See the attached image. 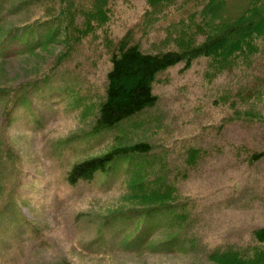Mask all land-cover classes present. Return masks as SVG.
<instances>
[{"label":"rangeland","instance_id":"obj_1","mask_svg":"<svg viewBox=\"0 0 264 264\" xmlns=\"http://www.w3.org/2000/svg\"><path fill=\"white\" fill-rule=\"evenodd\" d=\"M86 1L90 0H82L80 9L87 11L92 6ZM108 1L114 10L111 20L102 32L97 27L95 38L88 37L73 51L69 50L71 43L64 32L57 47L0 64V87H9L6 96L15 90L12 87L25 84L50 67L78 75L89 96L92 88L102 92L112 55L110 45H100L105 43L101 38L105 32L116 41L132 32L146 53L162 49L165 32L148 35L143 40L137 33L145 11L149 10L145 0ZM239 1L230 4L227 19L239 15L242 7ZM60 2L36 1L39 11L48 5L60 7ZM59 7L52 9V13ZM189 17L190 13L186 15ZM82 19L77 22L83 26ZM166 27L155 26V29ZM68 51H71L69 62L56 65L61 60L55 57ZM47 62L49 67L45 65ZM184 68L180 64L162 73L154 85V94L159 98L157 106L135 118L130 131L114 143L109 142V146L98 148L93 156H100L121 142L145 141L152 143L155 152L164 155L169 164L164 152L172 150L171 158L178 157L176 165L184 167L185 154L190 149L188 160L196 156V165L186 178L174 184L180 196L191 198L200 214L196 230L203 232L211 248L229 242L240 245L250 242L253 230L264 227V160L251 164L252 153L264 151V122H260L264 115V65L256 69L244 67L242 71L221 76L209 75L208 61L204 58L195 61L190 69ZM5 105L0 104V134ZM32 105L44 122L39 133L26 125L24 110L17 113L19 121L2 131L8 133L23 170L22 187L14 185L11 192L19 196L22 216L35 225L15 231L11 228L13 217L3 223L4 229L12 230L13 235L0 233V264H211L203 257L193 260L175 254L151 256L119 249L113 253L89 249L98 235L96 229L87 226L88 218L82 217L107 215L132 197L121 193L120 186L108 193L91 191L88 187L74 190L60 182L50 157L62 151L72 161L75 156L84 157L80 152L75 153L66 141L73 134L91 130L98 105L88 111L73 109L63 114L58 105L50 103V97H35ZM248 114L249 119H238L239 115ZM109 138L115 137L108 135L104 142ZM59 145H64L63 150ZM156 160L160 159L156 157ZM5 182L1 190L4 194L11 179ZM165 183L170 185L168 181ZM114 239L117 240L116 235Z\"/></svg>","mask_w":264,"mask_h":264},{"label":"trees","instance_id":"obj_2","mask_svg":"<svg viewBox=\"0 0 264 264\" xmlns=\"http://www.w3.org/2000/svg\"><path fill=\"white\" fill-rule=\"evenodd\" d=\"M36 1L0 0L1 64L57 47L64 32L71 43L69 50L73 51L88 37L95 38L97 27L102 32L114 14L113 4L108 0L86 1L92 6H88L87 11L80 9L82 0H60V7L55 2L54 5L42 7L41 11ZM145 1L149 10L145 11L137 33L143 40L148 35L165 32L163 47L156 54L145 53L132 32L117 41L111 38L109 32H105L101 37L105 43L100 45H110L112 68L106 77L105 88L97 97L98 104L99 101L102 104L100 110L98 105L94 133L130 122L155 108L159 102L154 94L157 78L179 64H184V69H190L195 61L204 58L208 61L210 76L233 74L244 67L256 69L264 65V44L261 41L264 40V0H240L242 7L239 15L231 20L227 17L230 16V4L235 0ZM58 7L52 13V9ZM79 11L85 12L79 14ZM189 13L190 17L186 18ZM80 18H84L83 26L77 22ZM155 26L167 27L155 29ZM71 51L56 56L55 60H61L56 65L69 62L68 53ZM59 73L58 68L50 67L48 71L31 77L29 82L12 87L15 90L10 96L27 92L31 87H37L36 82H47L51 76L57 78L56 74ZM76 78L82 84L79 76ZM32 82L35 83L30 84ZM4 92L0 89V98L7 97L2 94ZM10 99L11 103L15 102L14 97ZM249 116L239 115L238 119L247 120ZM260 122H264V115ZM167 151L163 152L170 159V164L164 155L155 152L152 143L127 141L112 146L100 156L74 165L68 177L72 186L81 182L91 183L97 175L109 176V170L121 161L133 166L130 186H127L132 199L115 207L107 215H85L87 222L95 224V221H99L102 229L106 228L108 220L119 224L130 222L132 227L122 233L117 246L125 251L134 249L145 240L153 253H183L193 259L203 257L211 264H264V227L253 230V239L241 245L229 242L211 248L205 242L200 235L203 232L196 230L199 212H196L191 198L180 196L175 187L181 178H186L192 172L196 156L188 160V149L185 154L187 160L181 167L176 165L178 157L171 158L172 150ZM7 152L9 154L6 156ZM252 155V165L264 160V151L257 150ZM156 157L160 160H156ZM19 166V155L11 140L4 136L0 139V219L8 210L6 202L13 203L14 194L11 191L17 182L11 177L19 173ZM9 178L11 185L7 184L8 191L4 194L1 190ZM165 181L170 185L167 186Z\"/></svg>","mask_w":264,"mask_h":264}]
</instances>
